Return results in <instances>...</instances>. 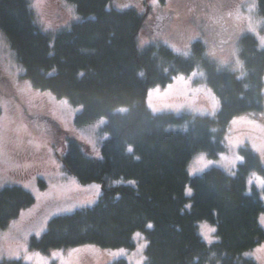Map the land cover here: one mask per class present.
Here are the masks:
<instances>
[{
	"label": "trees",
	"instance_id": "1",
	"mask_svg": "<svg viewBox=\"0 0 264 264\" xmlns=\"http://www.w3.org/2000/svg\"><path fill=\"white\" fill-rule=\"evenodd\" d=\"M67 1L80 19L52 35L38 27L29 0H0V33L22 77L35 90L80 107L77 127L106 118L97 133L106 136L99 159L87 156L74 140L68 141L63 158L80 184L101 186L98 201L52 218L42 236L31 239V247L41 252L84 245L131 249L134 233L142 232L144 264H255L242 254L264 241L258 223L264 203L258 191L247 192L246 182L252 172L264 176L260 160L244 147V161L234 176L211 169L189 177L187 166L198 153L216 158L224 151L230 122L263 110L264 49L251 35L239 39L244 69L239 78L220 69L200 41L187 57L163 45L139 49L144 17L134 10L109 9L111 0ZM257 12L264 22V0H257ZM195 70L203 73V84L219 102L214 116L149 111L150 88L165 87ZM121 107L127 110L116 112ZM33 203L22 188L1 189L0 227ZM202 221L216 226L218 241L207 245L201 240L197 223ZM111 264L128 263L119 259Z\"/></svg>",
	"mask_w": 264,
	"mask_h": 264
},
{
	"label": "rangeland",
	"instance_id": "2",
	"mask_svg": "<svg viewBox=\"0 0 264 264\" xmlns=\"http://www.w3.org/2000/svg\"><path fill=\"white\" fill-rule=\"evenodd\" d=\"M29 4L44 33L54 35L80 19L75 6L67 0H29ZM212 6L209 0H111L108 8L134 10L144 17L138 35L139 49L163 45L174 54L187 57L191 45L200 41L205 45L206 55L220 69L236 72L241 78L244 69L238 57L239 39L251 35L258 49H264V22L257 12V0H225L220 17L226 26L225 33L213 28L207 11ZM22 75V68L0 33V190L19 187L34 198L30 208L0 227V261L111 264L122 259L128 264H144L147 242L142 232L134 233V248L131 249L84 245L41 252L31 247V239H39L52 218L91 207L98 201L101 186L80 184L64 167L63 158L68 141L74 140L87 156L99 159L100 142L106 136L97 133L106 118L88 127H77L74 120L80 107L71 105L66 99H57L49 92L35 90ZM202 80L203 73L195 70L188 76L173 78L165 87L150 88L146 106L154 115L214 116L220 105ZM181 84L184 85L178 86ZM126 110L121 107L116 112ZM223 147L224 151L216 158L206 153L196 154L187 166L189 177L211 169L234 176L237 166L244 161L240 154L244 147H248L264 167V104L258 114L241 115L230 122ZM246 182L247 192L258 191L264 203V176L252 172ZM190 192L187 187L186 195ZM258 223L264 231V212L259 214ZM197 231L207 245L218 241L216 226L210 222L197 223ZM242 257L255 264H264V241L245 251Z\"/></svg>",
	"mask_w": 264,
	"mask_h": 264
},
{
	"label": "flooded vegetation",
	"instance_id": "3",
	"mask_svg": "<svg viewBox=\"0 0 264 264\" xmlns=\"http://www.w3.org/2000/svg\"><path fill=\"white\" fill-rule=\"evenodd\" d=\"M196 1H203V0H196ZM209 3L213 4V6L210 9H207L208 16L210 18V21L213 22V28L216 31H219L220 33H225L224 30L226 29L222 22L221 18L223 13L222 4H225V0H209Z\"/></svg>",
	"mask_w": 264,
	"mask_h": 264
},
{
	"label": "crops",
	"instance_id": "4",
	"mask_svg": "<svg viewBox=\"0 0 264 264\" xmlns=\"http://www.w3.org/2000/svg\"><path fill=\"white\" fill-rule=\"evenodd\" d=\"M187 83H189V82H187ZM186 82L184 83V84H187ZM184 84H181V85H178V86H183ZM190 84V83H189ZM192 90V89H191ZM212 94V93H211ZM209 95V94H208ZM210 99H211V97H210ZM213 99V98H212Z\"/></svg>",
	"mask_w": 264,
	"mask_h": 264
},
{
	"label": "snow or ice",
	"instance_id": "5",
	"mask_svg": "<svg viewBox=\"0 0 264 264\" xmlns=\"http://www.w3.org/2000/svg\"><path fill=\"white\" fill-rule=\"evenodd\" d=\"M81 75H83V73H81ZM210 231H215V229H210Z\"/></svg>",
	"mask_w": 264,
	"mask_h": 264
}]
</instances>
